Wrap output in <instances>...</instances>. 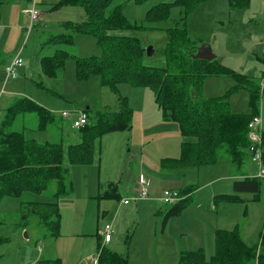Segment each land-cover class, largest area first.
<instances>
[{
	"label": "rangeland",
	"instance_id": "1",
	"mask_svg": "<svg viewBox=\"0 0 264 264\" xmlns=\"http://www.w3.org/2000/svg\"><path fill=\"white\" fill-rule=\"evenodd\" d=\"M59 1L37 0L40 15L29 30V16L20 13L18 3L0 4V128L5 132L26 130L27 136L38 141L62 142L63 166L66 168L63 191L57 197L54 195L57 184L53 181L41 193L23 192L18 197L0 200V264H37L41 260L53 259H59L61 264H98L106 223L112 224L113 228L112 242L111 245L104 244L106 249L126 255L128 264H162L161 255L154 254L155 244H150L154 237V223L158 220L161 225L171 206L162 202V192L167 189L180 192L190 188L187 195L182 193L183 197L191 196L180 211L184 210L183 214L171 216L167 225L170 234L180 231L179 234L189 237L192 235L189 231H197L188 223L195 214L194 206H209L210 190L215 193L233 192L232 176L214 185L200 187L211 177L225 175L230 170L229 155L222 148L213 164L166 167L164 158L178 157L180 153L179 143L183 138L178 123L164 117L150 88L124 81L117 85V90L132 108L130 129L104 134L92 162L70 165L67 145L80 139L79 131L72 127L77 111L84 107H89L91 113L111 108L117 101V94L102 86L98 76L85 80L76 78L75 60L71 55H99L100 48L95 36L71 32L70 28L63 26L69 21L80 22L85 15L82 7L59 5ZM172 1L136 3L135 0H110L106 9L111 12L119 6L126 19L141 26L150 7ZM25 3L24 7L31 6V0ZM180 11V8H173L166 25H171ZM186 25L196 47L209 44L217 60L236 73L206 77L203 97L228 93L231 112L243 115L257 112L253 116L261 117L264 168V0H250L247 6L234 8L230 7L228 0H203L188 14ZM118 31L139 39L145 48V64H165L162 50L169 37L165 30L140 27ZM58 33H70L72 41L45 43ZM148 47L152 48L150 55L146 54ZM57 48L66 49L69 56L64 67L51 77L42 72L41 61L43 56L52 55ZM18 51L22 66L16 69L14 77L6 78L5 65ZM239 79L249 83L240 85ZM22 97L48 108L56 116V122L48 124L46 130H37L36 115L26 113L18 114L9 125L2 127L7 107ZM253 101L258 103L257 107ZM62 111H68L69 115L61 116ZM247 146L245 143L243 148L249 156ZM248 159L246 157L244 162L247 163L246 171L249 176H256V165ZM141 172L153 178L155 187L159 189L157 195L149 192L145 199H134L139 189L137 177ZM259 178L262 185L256 201L216 202L218 214L213 219L211 216L214 221L211 223L217 227L229 229L238 225L240 237L248 246L260 242L264 228V174ZM241 196L246 198L249 194ZM120 199L126 201L120 204ZM28 202L57 204L59 228L56 235L46 234L48 227L41 224L42 220L36 216L39 206L33 212L34 206H27ZM157 237L161 240L160 234ZM146 240L150 241L145 243ZM96 254L98 257L94 258ZM209 255L206 253V257ZM247 264H256V261Z\"/></svg>",
	"mask_w": 264,
	"mask_h": 264
},
{
	"label": "trees",
	"instance_id": "2",
	"mask_svg": "<svg viewBox=\"0 0 264 264\" xmlns=\"http://www.w3.org/2000/svg\"><path fill=\"white\" fill-rule=\"evenodd\" d=\"M7 0H0V4ZM145 0H135L142 3ZM203 0H174L160 2L150 7L143 18V25L126 19L120 7L107 12L110 0H60L59 5L74 4L82 7L84 19L80 22L69 21L63 26L71 32L91 34L96 37L100 48L99 55L80 57L71 55L75 60V76L85 80L98 76L100 84L117 94L116 103L108 109L88 112V123L77 129L80 139L67 145L66 155L70 165L92 162L99 147L100 138L109 132L128 130L132 122V108L125 96L118 95L117 85L128 81L137 86L150 88L164 117L178 123L182 141L178 157L164 158L166 167L199 166L211 164L217 160L220 149L229 155L235 171L242 174L248 144L247 124L257 112L250 115L230 111L227 94L203 97V83L208 76L235 75L223 66L215 57L211 60L193 58L196 44L190 39L187 30V17ZM250 0H228L230 7L247 6ZM173 8H180L179 16L166 25ZM147 28L165 30L168 40L162 52L165 57L163 66L144 63L145 48L134 35L122 34L121 29ZM112 31V32H109ZM70 33H58L46 42L70 43ZM69 52L57 48L52 55L42 57L41 69L45 75L54 77L64 67ZM240 85L249 83L238 80ZM236 89V88H233ZM254 105L256 101H253ZM258 106V103L255 105ZM33 113L37 117V130H46L48 124L56 122V116L46 107L30 98H17L9 105L2 127L9 125L18 114ZM246 134V135H245ZM63 144L55 141H38L26 135V130L2 131L0 128V200L4 197H18L23 192L44 191L55 181L57 197L63 191L66 168L63 166ZM262 181L256 176H244L233 182V193L216 196L220 201H240L237 193H253L256 198ZM190 188L180 191L188 194ZM191 200L184 196L165 213L163 221L178 214ZM27 206H36V212L43 225L48 227L47 235H56L59 228L57 204L28 202ZM51 223V225H50ZM25 224V223H23ZM22 225V224H21ZM215 249L205 257L201 248L179 252L176 264H247L256 261L264 264V228L260 242L248 246L240 237L239 227L216 229L214 233ZM99 240L97 248H99ZM37 264H61L59 259L41 260ZM98 264H128L127 256L101 247Z\"/></svg>",
	"mask_w": 264,
	"mask_h": 264
},
{
	"label": "crops",
	"instance_id": "3",
	"mask_svg": "<svg viewBox=\"0 0 264 264\" xmlns=\"http://www.w3.org/2000/svg\"><path fill=\"white\" fill-rule=\"evenodd\" d=\"M5 2H16V3H18L21 7L20 13L25 14L22 12V10L24 8H26V7H24V6H26V3H25L26 0H7V1H4V3ZM215 96H219V95H215ZM181 141H180V143H181ZM180 143H179V151H180ZM247 158H248V156H247ZM229 159H230V157H229ZM231 163L232 162L230 159V164ZM211 164H213V163H211ZM246 165H247V163L244 164V168L242 169V171H243L242 174L241 173L239 174L238 172L235 171L234 167L231 164L230 170L225 175H219V174L215 175V176L211 177L210 179H208V181H206L204 184L200 185V187L206 186L207 184L214 185V183L220 181L221 179L227 180L230 178L228 176H232L234 178V180H236L237 178L241 179L244 176H249L250 174L246 171ZM140 175L146 176V179L148 182V185H147L148 186V194H149V192H152L153 195H157V193L159 192V189H157L155 187V183H154L153 178L149 177V175L147 173L141 172L139 174V176L137 177V183H138L139 187H140V183H139ZM251 177H253V176H251ZM200 187H199V189H200ZM231 193H233V192L215 193V191L210 190L209 195H208V201H207L209 206H206V207L203 206L202 207V206H200V204H197V206H194L195 214H193L192 219L190 221H188V223L190 224L189 227H191V228L194 227L195 230H197V231H195V232L189 231V233L192 234V235H189V237L185 234H182V235L179 234L180 231H173L174 232L173 234H170L169 232H167L168 231V228H167L168 220L170 218L166 222L161 221L162 222L161 225L159 224L158 220L154 223V225H153L154 237L152 239H150L151 240L150 244H155L154 254L156 256L161 255V258L163 261L162 264H175L177 255L179 254L180 251H183V250H191V249L201 248L204 250L205 257H206V253L210 254L209 257L214 253L215 243H214L213 236H214L215 230L218 228H220V229H228V228L227 227H217V225H213L211 223L213 221V220H211V216H213L212 217V219H213L214 216L216 217L218 214V211H217L218 204L216 202H220V204L223 202H229V201H224L221 199H219L220 201H217L216 196L221 195V194H231ZM244 193H248V192L237 193L238 197L241 199L240 201H242V202H244L246 200L256 201L259 198V193L256 196V198L253 197V193H248L249 196L246 198H243L241 195H243ZM116 194H119V193H116ZM150 198L155 199L153 197H150ZM121 200L122 199H120V204H122ZM155 200L157 201V199H155ZM230 203H233V202H230ZM222 209H224V208H222ZM183 211L181 213L179 212L178 215L181 216L183 214ZM230 220H228L227 222L229 223ZM213 223H214V221H213ZM229 229H231V228H229ZM167 233H168V236H166ZM157 234L161 235V240H159V238L157 237ZM28 237H29V234H28ZM169 238H171L172 240L170 241ZM149 241L146 240L145 243H148ZM111 242H112V237H111L109 242L105 243V245H111ZM33 253L36 256V253L34 251H33ZM209 257H206V258H209ZM157 261H158V257H157Z\"/></svg>",
	"mask_w": 264,
	"mask_h": 264
},
{
	"label": "built area",
	"instance_id": "4",
	"mask_svg": "<svg viewBox=\"0 0 264 264\" xmlns=\"http://www.w3.org/2000/svg\"><path fill=\"white\" fill-rule=\"evenodd\" d=\"M37 0H31V6L26 7L22 10L23 13L29 16V26L27 29L29 30L34 21L39 18V10L37 9ZM20 51V50H19ZM19 51L16 56L11 60V62L5 65V74L6 78L14 77L16 75V69L22 66V59L19 56ZM78 116L72 121V127L75 129H79L88 123V115L85 110H78ZM69 115L68 111H62L61 116ZM262 120L261 117L256 115L253 116L247 124V138H248V146L247 153L249 154L248 158L251 162L256 165V177H262L264 174V168L262 167V138H261V129H262ZM140 187L137 191V196L134 199H144L148 197V182L145 175H140L139 177ZM183 198V195L180 194L177 190L167 189L162 192L161 200L163 203L174 205L179 200ZM126 199H122L121 202L124 203ZM102 244L109 242L112 234L113 228L112 224L106 223L103 230ZM98 257V254L94 256Z\"/></svg>",
	"mask_w": 264,
	"mask_h": 264
},
{
	"label": "water",
	"instance_id": "5",
	"mask_svg": "<svg viewBox=\"0 0 264 264\" xmlns=\"http://www.w3.org/2000/svg\"><path fill=\"white\" fill-rule=\"evenodd\" d=\"M146 54L150 55L152 54V48L148 47L146 49ZM193 58H200V59H205V60H211L214 59L216 56L215 54L212 52L211 47L209 44H201L198 47H196V52L192 54ZM25 236L27 237V233L24 232Z\"/></svg>",
	"mask_w": 264,
	"mask_h": 264
}]
</instances>
